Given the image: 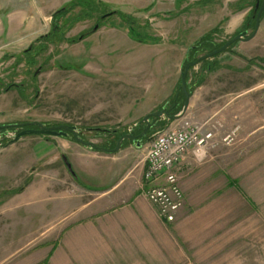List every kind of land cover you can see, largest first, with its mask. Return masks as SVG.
I'll return each instance as SVG.
<instances>
[{"label":"rangeland","instance_id":"1","mask_svg":"<svg viewBox=\"0 0 264 264\" xmlns=\"http://www.w3.org/2000/svg\"><path fill=\"white\" fill-rule=\"evenodd\" d=\"M90 1L87 5L82 0H0V117L6 120L0 125L32 120L76 125L94 131L85 138L109 147L111 140L105 142L102 132L126 133L145 125L141 120L147 113L168 110L185 62L207 53L188 57L189 48L203 34L208 32L211 44L217 45L241 31L250 34L255 23L252 11H257V0ZM61 8L65 16L56 21L54 34L52 15ZM239 9H245L246 15H219L236 14ZM263 10L252 40H237L209 58L207 65L200 62L190 68L189 82L198 81L189 98L194 113L187 107L177 119H150L151 135L140 147L125 140L120 148L124 152L129 147L128 153L144 157L154 134L183 119L214 131L212 145L201 160L192 156V166L182 169L179 164L175 169L179 186L187 178L190 186L213 187L208 193L212 206L198 214L208 224V243L194 249L203 264H264ZM118 11L133 16L141 27L148 26L149 41L140 43L130 37ZM12 132L4 131L2 143ZM110 136L114 135L106 137ZM23 137L45 153L54 136ZM26 139L16 145L23 146ZM87 151L88 168L79 173L78 182L94 189L100 184L91 163L95 153L107 152ZM155 183L166 185L163 177ZM62 186L76 194L69 185ZM185 205L184 199L177 216L188 210ZM12 245L7 242L8 248Z\"/></svg>","mask_w":264,"mask_h":264},{"label":"crops","instance_id":"2","mask_svg":"<svg viewBox=\"0 0 264 264\" xmlns=\"http://www.w3.org/2000/svg\"><path fill=\"white\" fill-rule=\"evenodd\" d=\"M219 15L241 18L246 10ZM187 110L195 112L192 99ZM4 121L0 117V123ZM26 138L0 149V264L205 263L196 259L194 249L208 243L206 218L198 214L212 206L208 198L212 186L193 187L187 178L182 179L179 184L188 210L169 223L145 195L149 184L144 179V157L128 153L129 147L124 152L95 153L91 167L100 186L89 189L79 184L78 175L87 170L89 155L84 151L91 149L70 137L54 136L48 140V153H39ZM25 139L23 146L16 145ZM192 161L188 153L180 168H189ZM7 242L14 245L8 248Z\"/></svg>","mask_w":264,"mask_h":264},{"label":"built area","instance_id":"3","mask_svg":"<svg viewBox=\"0 0 264 264\" xmlns=\"http://www.w3.org/2000/svg\"><path fill=\"white\" fill-rule=\"evenodd\" d=\"M213 137V130H204L203 126L183 119L168 125L150 139L144 154V179L146 183L155 185L149 186L145 195L166 222H174L184 205L176 167L188 153L201 160L212 145ZM161 177L166 185L156 186L155 182Z\"/></svg>","mask_w":264,"mask_h":264},{"label":"water","instance_id":"4","mask_svg":"<svg viewBox=\"0 0 264 264\" xmlns=\"http://www.w3.org/2000/svg\"><path fill=\"white\" fill-rule=\"evenodd\" d=\"M255 7L257 8L256 14H255V23H254L253 30L250 34H248L247 31H241L238 34H236L235 36H233L232 38L228 39L221 46L213 49L212 51L200 55L195 60H190V61L188 60L187 62H185L184 66L181 70V74H180V83H181L180 88L184 93V101H183V104L181 106V109L176 114L169 115L168 110L165 108H162L158 111L147 113L146 115H144L142 117V120H141V122L145 123V127L142 129V131L139 132L138 134H133L132 130H130L129 132L120 134V136L117 138V140L115 142L114 147L100 146L92 140L84 141L80 135L81 129L79 127H77L76 125H70V124L46 125V124H44L38 120H32V121H28V122H21V123H14V124H7V125H0V129L5 128L6 130H9L10 128H13V127L18 129L19 127L30 126L27 128H22L21 130H14V132L11 133L12 137L6 143H0V148L5 147V146H7L13 142L18 141L23 136L31 135V134L70 137L85 147H88V148H91L94 150H98V151L107 152V153H112V152L118 151L121 148V146L125 140H131L132 142L135 143L136 147H140L142 137H144L146 135V133L150 127L151 117L166 116L169 120H172V119L180 118L183 115V113L186 111L188 104H189V98H190V94H189L187 87H186V76H187L190 68L196 66L197 64H199L203 60L212 58L213 56H215L221 52H224L227 48L230 47V45L232 43H234L237 40L248 41L256 35V33L259 29L260 15H261L262 10L264 9V0H261L260 4H259V0H257ZM97 27H98V25H95L94 29H97ZM86 129H88V128H86ZM107 133L115 134V133H117V130L115 129V130H113V132H109L107 130ZM62 159H63L67 169L69 171H71L72 174H74L72 167H71V163L69 162L68 158L65 155H62Z\"/></svg>","mask_w":264,"mask_h":264},{"label":"trees","instance_id":"5","mask_svg":"<svg viewBox=\"0 0 264 264\" xmlns=\"http://www.w3.org/2000/svg\"><path fill=\"white\" fill-rule=\"evenodd\" d=\"M82 1L86 2L84 4H87V5L90 4V2H91L90 0H82ZM72 5H74V4H72ZM64 10H65V8H61V9L55 11L53 13V15H52V19H53V23H54V26H53L54 34H55V32L57 31V28H58L57 27L58 24H57L56 21L60 17L65 16V11ZM118 12H119L120 17L122 19V23H124V25H125L124 27H125L128 35L130 37H132L133 39H135L137 42H140V43H146L147 41H149L148 39H150L149 37L152 36V35L148 31H146L147 30L146 28L148 26L141 27L140 25L137 24V21L136 22L134 21V17L133 16H131V15L127 14V13H124V12H120V11H118ZM252 12H253V18H254L256 12H255V10L252 11ZM262 15H263V12L261 13V17H262ZM210 36L211 35L209 33L204 35V36H202L201 38H199L197 40V42L193 46H191L189 48V53H188L189 54L188 55L189 59H194L195 54L202 53L204 51L210 52L213 49H215L218 46H220L221 44H223V43L218 44V45L217 44H213V43L211 44L210 41H212V40H211ZM74 40H76V39H70V41H74ZM216 56L217 55H215L214 57H216ZM207 60L208 59L203 60L202 63L206 62ZM186 82H187L188 92H189V94H191L193 88L196 85H198V81L195 82V83H190L189 82V74H187ZM178 88H180V82H179ZM178 88H177V91L174 93L173 97L171 98V100L167 102V103H169V110H168L169 115L176 114L181 109V106L183 104L184 94H183L182 91L179 92ZM180 100H181V102H179ZM151 119L152 120H156V121L159 120V118H157V117H151ZM166 123H167V121H164L163 123H161L162 127H165ZM144 127H145V125L143 124V125H140L136 129L141 131ZM151 127H152V123H150V127H149L146 135L144 137H142V141H145L147 136L151 135V131H152ZM10 129L12 130V128H10ZM120 134H122V133L114 134V139H115L114 142H116V140L120 136Z\"/></svg>","mask_w":264,"mask_h":264},{"label":"flooded vegetation","instance_id":"6","mask_svg":"<svg viewBox=\"0 0 264 264\" xmlns=\"http://www.w3.org/2000/svg\"><path fill=\"white\" fill-rule=\"evenodd\" d=\"M232 38V37H231ZM236 42V41H235ZM233 44V43H232ZM231 44V45H232ZM230 45V46H231ZM168 110H169V107H168ZM27 127H30V126H24V127H19L18 129L17 128H15V127H13L12 129L13 130H21L22 128H27ZM85 129V128H84ZM6 129L5 128H3V129H0V143H2V142H4V131H5ZM142 131V130H141ZM141 131H139L138 129H134V130H132V133L133 134H138L139 132H141ZM94 131H92V130H90V128H88V130L87 129H85L84 131H82L81 130V132H80V135H81V137H82V139L84 140V141H88V140H91V138H85V136H87L86 134L87 133H93ZM109 133H104V132H102V135H104L105 137L104 138H106L105 139V142H107L108 141V144H110L109 145V147H113L114 145H115V142L114 141H112V139L111 138H114V134H112V133H110L113 137H106L107 135H108ZM116 134V133H115ZM110 140H111V142H110ZM6 141V140H5ZM7 142V141H6ZM110 142V143H109ZM113 142V143H112ZM114 144V145H113Z\"/></svg>","mask_w":264,"mask_h":264}]
</instances>
